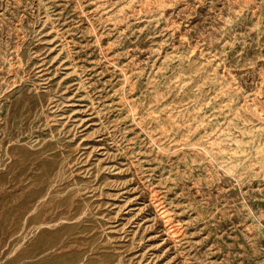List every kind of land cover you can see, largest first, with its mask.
Returning <instances> with one entry per match:
<instances>
[{
    "label": "rangeland",
    "instance_id": "rangeland-1",
    "mask_svg": "<svg viewBox=\"0 0 264 264\" xmlns=\"http://www.w3.org/2000/svg\"><path fill=\"white\" fill-rule=\"evenodd\" d=\"M0 264H264V0H0Z\"/></svg>",
    "mask_w": 264,
    "mask_h": 264
}]
</instances>
